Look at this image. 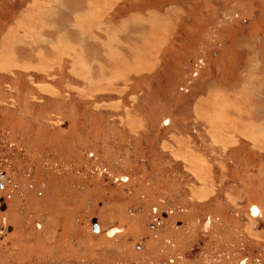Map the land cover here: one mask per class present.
I'll list each match as a JSON object with an SVG mask.
<instances>
[{"label": "rangeland", "instance_id": "rangeland-1", "mask_svg": "<svg viewBox=\"0 0 264 264\" xmlns=\"http://www.w3.org/2000/svg\"><path fill=\"white\" fill-rule=\"evenodd\" d=\"M77 1L0 0V264H264V0Z\"/></svg>", "mask_w": 264, "mask_h": 264}, {"label": "crops", "instance_id": "crops-1", "mask_svg": "<svg viewBox=\"0 0 264 264\" xmlns=\"http://www.w3.org/2000/svg\"><path fill=\"white\" fill-rule=\"evenodd\" d=\"M96 2L95 4L93 3L92 5H91V3L92 2ZM99 1L100 0H81V2H80V0H78L77 1V4H78V7H74V10H73V12H74V18H75V21H76V19L78 18V20H77V24L79 25V26H77V29H78V34L75 36L74 34H72V35H70L69 33H67V34H57L56 35V38L55 39H57L58 38V36H60L61 37V35H63V37H61V39H62V41H64L65 43H63V46H65L66 44H70V43H72L74 46H77V47H79L78 45H80V46H84V43L85 44H87L88 45V51L90 52V53H93L92 54V56L93 55H97V57H99V58H101V55H100V53L95 49V48H92V46H90L87 42H86V40H90V39H93V40H96V38L92 35V33H86L87 31H86V28H85V21H84V19L85 18H87L86 16H87V14L88 13H90V15H92V16H89V17H92V18H95V17H97V18H100L99 20L100 21H102V19H104L105 18V16H108V14H109V11L112 9V7H113V2H116L115 0L113 1V0H109V2L108 3H106L105 5H103L102 4V1H101V4H99ZM112 2V3H111ZM37 11V13L38 14H40V15H44V16H46L47 14H48V12H49V10L48 9H46L45 7H42L41 9L39 8V9H37L36 10ZM97 11H99V13H100V15L97 13ZM101 14H103V15H101ZM55 14H51V16H52V19H53V17H55V18H59L60 17V14L59 15H55ZM71 15V14H70ZM69 18H70V16H69ZM155 19H156V17H155ZM91 20V19H90ZM89 20V21H90ZM157 21H159L160 22V20L157 18L156 19ZM75 21H73V23L75 22ZM88 21V22H89ZM70 24H71V22H70ZM159 24H162V22H160ZM84 26V27H83ZM105 26V25H104ZM106 27V26H105ZM55 28V27H54ZM55 29H59L61 32H64V33H66V32H68V30L69 29H66L65 28V30H63V28H58V26H56V28ZM63 30V31H62ZM85 33V34H84ZM110 33V32H109ZM127 34L128 33H130L129 31H127L126 32ZM84 34V35H83ZM127 34H126V36H127ZM109 37V36H108ZM81 38L83 39V40H81ZM117 39H118V41H120L121 43L122 42H124V41H127V39H123L124 41H121V39L120 38H113V33H110V37H109V39H107V40H116L117 41ZM130 40H132V39H130ZM118 45V44H117ZM65 50H66V48H65ZM85 51L87 52V50L85 49ZM101 51H102V49H101ZM67 52H69V50L67 51ZM116 52H121V53H119V54H122L121 55V57H122V59L125 57V58H128L127 57V55L129 54V55H131V53H128V49H125V50H122L121 49V47L120 46H116V48L114 49H112L111 51H109V49H107V52H103L104 54L103 55H105L106 57L109 55V54H116ZM80 53V55H81V52L80 51H77V54H79ZM88 53V52H87ZM86 53V54H87ZM85 54V55H86ZM82 56V55H81ZM111 56V55H110ZM116 58V57H115ZM110 59V58H109ZM104 62H108V60L107 61H105L104 60Z\"/></svg>", "mask_w": 264, "mask_h": 264}, {"label": "water", "instance_id": "water-1", "mask_svg": "<svg viewBox=\"0 0 264 264\" xmlns=\"http://www.w3.org/2000/svg\"><path fill=\"white\" fill-rule=\"evenodd\" d=\"M1 204L2 205H1L0 209H1V211H4L6 209V204L4 201H1ZM93 229L96 233H98L100 231V224H99L97 219L93 220Z\"/></svg>", "mask_w": 264, "mask_h": 264}]
</instances>
